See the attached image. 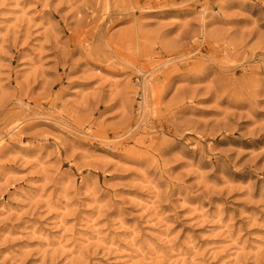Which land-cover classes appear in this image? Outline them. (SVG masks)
<instances>
[{
    "label": "rangeland",
    "instance_id": "374dc122",
    "mask_svg": "<svg viewBox=\"0 0 264 264\" xmlns=\"http://www.w3.org/2000/svg\"><path fill=\"white\" fill-rule=\"evenodd\" d=\"M0 264H264V0H0Z\"/></svg>",
    "mask_w": 264,
    "mask_h": 264
}]
</instances>
